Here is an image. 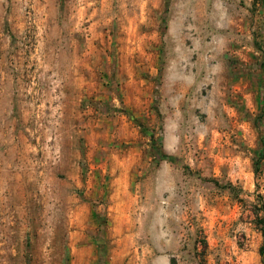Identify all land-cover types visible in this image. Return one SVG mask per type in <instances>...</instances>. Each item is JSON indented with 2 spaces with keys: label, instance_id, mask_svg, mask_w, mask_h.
<instances>
[{
  "label": "rangeland",
  "instance_id": "1",
  "mask_svg": "<svg viewBox=\"0 0 264 264\" xmlns=\"http://www.w3.org/2000/svg\"><path fill=\"white\" fill-rule=\"evenodd\" d=\"M264 0H0V264H264Z\"/></svg>",
  "mask_w": 264,
  "mask_h": 264
},
{
  "label": "trees",
  "instance_id": "2",
  "mask_svg": "<svg viewBox=\"0 0 264 264\" xmlns=\"http://www.w3.org/2000/svg\"><path fill=\"white\" fill-rule=\"evenodd\" d=\"M261 223H262V227H261V229H260V232H261L262 235H264V218H262ZM259 253H260V255L262 256V259H263L264 254H263V251H262L261 248H260Z\"/></svg>",
  "mask_w": 264,
  "mask_h": 264
}]
</instances>
